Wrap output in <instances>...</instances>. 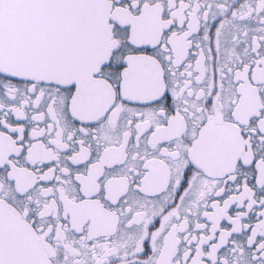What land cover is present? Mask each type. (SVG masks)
Masks as SVG:
<instances>
[{"label":"snow or ice","instance_id":"snow-or-ice-1","mask_svg":"<svg viewBox=\"0 0 264 264\" xmlns=\"http://www.w3.org/2000/svg\"><path fill=\"white\" fill-rule=\"evenodd\" d=\"M0 264H264V0H0Z\"/></svg>","mask_w":264,"mask_h":264}]
</instances>
